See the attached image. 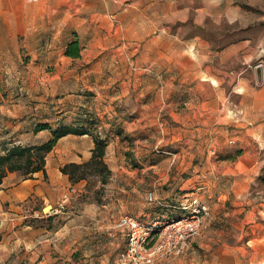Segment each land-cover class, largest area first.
I'll return each mask as SVG.
<instances>
[{
    "label": "crops",
    "instance_id": "0c3cea01",
    "mask_svg": "<svg viewBox=\"0 0 264 264\" xmlns=\"http://www.w3.org/2000/svg\"><path fill=\"white\" fill-rule=\"evenodd\" d=\"M54 31L66 39L65 50L79 41L81 56L91 63L87 70L97 78L106 69L107 40L115 39L123 53L120 62L133 59L136 68L129 74L145 75L148 94L165 95L163 103L176 111L170 122L177 124V136L171 137L177 143L166 152L172 157L166 171L174 169L177 177L162 196L169 198L174 189L197 195L211 207L210 224L233 221L245 232L202 237L215 248L213 254L233 256L205 264H264V0H0V78L8 75L5 63L14 62L8 70L17 72L23 46L35 53ZM144 65L150 73L142 72ZM257 65L263 66L262 85L256 82ZM158 105L157 99L137 101L134 108L155 117ZM48 133H38L43 137L33 146L47 142ZM75 137L59 140L46 157L45 172L30 177L12 172L3 179L0 264H69L64 262L91 247V234L98 233L104 245L103 239L118 233L109 224L107 205L86 204L70 215L69 203L65 213L43 215L73 185L61 168L92 156L71 148L70 160L61 164L60 142ZM85 183L75 184L80 193ZM30 200L39 208L30 209ZM145 209L136 216L148 221L178 213L155 207L143 214Z\"/></svg>",
    "mask_w": 264,
    "mask_h": 264
},
{
    "label": "rangeland",
    "instance_id": "374dc122",
    "mask_svg": "<svg viewBox=\"0 0 264 264\" xmlns=\"http://www.w3.org/2000/svg\"><path fill=\"white\" fill-rule=\"evenodd\" d=\"M64 20L62 17L60 23L63 24ZM48 36L40 49H34L35 53L28 46L21 48L17 72L8 70L14 62L5 63L8 68L4 73L8 75L0 78V154L2 156L5 150L13 146H33L40 141L43 135L33 132L38 124H48L54 130L70 126L86 129L89 135L83 138H66L60 142L56 154L61 156V164L70 160L67 157L71 148L83 153L91 152L92 155L94 138H107L109 145L105 163L111 174L107 184L103 185L94 169L89 168L87 179L84 180L86 183L81 187L82 193L75 186L77 183L72 182L73 185L61 192L60 200L55 206L43 209L45 218L57 216L51 215L50 211L58 206L64 193L70 189H75L76 192L66 204L67 210L70 203L68 214H79L86 204L107 205L112 216L109 224L113 226L120 216L133 213L136 216L142 207H146L143 214L148 210L154 213L157 206L149 202L150 193L157 195L161 204L177 203L186 194L183 190L174 189L169 198L162 196L171 190L169 185L177 177L174 169L166 171L169 158H172L166 152L175 149L173 145L177 140L171 137L177 136L178 131L177 124L172 125L170 122L173 120L172 112L176 111L164 104L165 95L154 94L153 98L147 92L150 83L144 78L145 75L133 78L129 74L131 67L136 68L135 64L133 65L132 58L124 63L120 62L118 57L123 53L115 39L107 40L106 69L102 77L97 78L92 76L94 72L87 70L91 63L85 56L74 61L66 59V39L61 33L54 31ZM140 69L144 73H150L149 66L144 65ZM156 99L159 105L154 110L155 117L151 116V111L134 108L137 101L152 102ZM151 119L154 121L151 122ZM168 138L171 142H167ZM196 197L199 198L197 195ZM30 201V209L39 208L37 201ZM200 201L208 208L211 217L204 221L199 235L187 243L181 255L169 253L163 259H156L154 264L233 261L231 254H213L215 248L204 245L205 240L201 238L209 239V233H245L244 230L237 229L234 226L237 222L233 221L213 226L210 224L213 218L211 207L201 199ZM143 216L141 215L145 219ZM45 218H39L38 223L44 224ZM48 221L47 224L51 225V220ZM62 221L60 219L56 223L60 224ZM114 230L117 231L115 228ZM110 234L108 240L103 239L104 245L101 244L98 233L91 234V247L76 255L72 261L64 263L120 264L119 254L126 242L122 240L120 232Z\"/></svg>",
    "mask_w": 264,
    "mask_h": 264
},
{
    "label": "built area",
    "instance_id": "2783aa9c",
    "mask_svg": "<svg viewBox=\"0 0 264 264\" xmlns=\"http://www.w3.org/2000/svg\"><path fill=\"white\" fill-rule=\"evenodd\" d=\"M75 192V189H70L64 193L62 201L51 209L50 214L63 213ZM148 198L157 207L170 208L178 213L155 221L130 214L120 216L114 225L126 240L119 254L120 264H154L156 259H163L169 253L181 255L187 243L199 235L204 221L211 217L208 208L193 194L184 195L171 205L159 203L153 193Z\"/></svg>",
    "mask_w": 264,
    "mask_h": 264
},
{
    "label": "trees",
    "instance_id": "16d2710c",
    "mask_svg": "<svg viewBox=\"0 0 264 264\" xmlns=\"http://www.w3.org/2000/svg\"><path fill=\"white\" fill-rule=\"evenodd\" d=\"M81 45L79 41L69 44L66 48V57L78 59L81 56ZM49 131L51 138L36 146H13L4 151L0 156V185L8 173L20 172L25 177H30L38 172H45L46 157L55 148L59 140L68 135L84 136L89 135L86 129H76L70 126H63L58 130L52 129L48 124H38L34 133ZM109 145L108 139L101 137L94 138V148L91 159L83 164L70 163L61 168V172L67 175L71 182L78 183L87 179V170L94 169V172L101 178L100 182L105 185L108 176L111 174L105 163L106 150Z\"/></svg>",
    "mask_w": 264,
    "mask_h": 264
},
{
    "label": "water",
    "instance_id": "95a60500",
    "mask_svg": "<svg viewBox=\"0 0 264 264\" xmlns=\"http://www.w3.org/2000/svg\"><path fill=\"white\" fill-rule=\"evenodd\" d=\"M255 76H256V82L258 85H262L263 83V66L257 65L255 67Z\"/></svg>",
    "mask_w": 264,
    "mask_h": 264
}]
</instances>
